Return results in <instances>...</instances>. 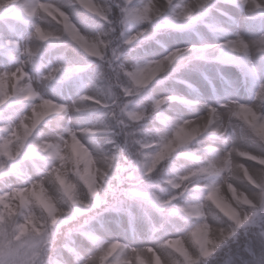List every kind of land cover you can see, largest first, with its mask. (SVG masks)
<instances>
[{"label":"clouds","instance_id":"clouds-1","mask_svg":"<svg viewBox=\"0 0 264 264\" xmlns=\"http://www.w3.org/2000/svg\"><path fill=\"white\" fill-rule=\"evenodd\" d=\"M0 264H264V0H0Z\"/></svg>","mask_w":264,"mask_h":264}]
</instances>
